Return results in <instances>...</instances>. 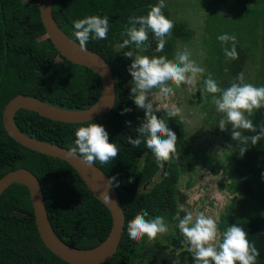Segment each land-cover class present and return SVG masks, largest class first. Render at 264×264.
<instances>
[{"label":"trees","instance_id":"1","mask_svg":"<svg viewBox=\"0 0 264 264\" xmlns=\"http://www.w3.org/2000/svg\"><path fill=\"white\" fill-rule=\"evenodd\" d=\"M218 1H221V8L227 5L224 0ZM155 4L156 0H53L52 13L57 26L78 44L74 36V20L93 15L109 18L108 38L90 39L87 49L101 55L110 65L115 80V105L107 114L79 124L54 122L26 110L17 111L13 117L15 125L25 135L68 150L74 146L76 130L90 122L104 126L109 133V142L120 146L118 157L111 163H95L110 180L116 178L112 183L125 214L124 231L118 250L104 264H147L145 259L139 263L148 249L146 236L134 241L128 234L129 222L142 209L148 212L146 219L163 216L169 226L167 245H152L154 254L172 255L176 264H195L192 254L187 251L188 246L183 243L184 237L177 227L178 221L173 219L179 207L177 178L193 169L190 151L187 147H177L179 160L166 162L161 167L146 144L133 148L127 143L128 137L135 138L138 135L135 130L145 114L130 98L131 89L114 64L119 58L132 63V59L126 58L124 52L135 50V46L119 47L127 38L122 35L124 26L128 24L129 17L147 15L149 5ZM233 5L238 9L228 19L229 23L232 19H241L252 12L247 6ZM163 12L167 18L172 19L166 10L163 9ZM220 26H213V36H209L210 41L204 43L205 53L209 56L204 59L205 66L209 67L204 79L211 73L220 87L227 88L234 79L230 75L234 60L224 55V45L217 37L229 32L239 38L251 36L245 32L248 37L240 29L229 30V24L222 30ZM189 33L184 23L175 22L172 37H167L164 51L154 55H166L171 59L172 38L181 36L187 39ZM114 43L118 48L111 47ZM210 44L215 45L212 54L207 51ZM241 45L237 41L236 47ZM227 46L230 49L231 42ZM140 54L149 56L148 50ZM57 57L62 64L56 65ZM100 93L99 77L89 69L63 59L46 37L39 18L37 0H0V178L18 168H25L35 175L42 188L54 234L66 245L81 250L92 249L106 239L111 228L109 212L88 192L80 176L67 163L14 142L3 128L2 112L7 102L16 95L33 97L59 108L84 110L96 103ZM124 108H131L132 111L121 115ZM209 115L211 118L214 116L213 113ZM158 117L167 119L165 115ZM251 119L257 128L264 125V108L257 110ZM126 121H131V125L126 124ZM167 122L177 135V145L184 142L185 139L179 133V120H176L175 125L172 119H167ZM232 131L230 125L222 131L224 139L231 144L225 164L217 160L213 153L203 156L201 160L208 166L205 168L211 176H217L224 168L226 179L221 183V188L236 194L235 202L249 206L254 203L257 210H253V213L259 214V208L264 213V139L255 146L249 145L248 151L241 157L239 143L232 139ZM143 158L146 160L141 164ZM247 211V207L243 206L241 218L235 220L248 233L249 241L257 247L260 253L258 258L264 261V218L254 215L247 220L251 210L249 213ZM227 222L224 220L220 228L227 229ZM0 264H67L41 242L28 190L18 183L10 185L0 195Z\"/></svg>","mask_w":264,"mask_h":264},{"label":"clouds","instance_id":"2","mask_svg":"<svg viewBox=\"0 0 264 264\" xmlns=\"http://www.w3.org/2000/svg\"><path fill=\"white\" fill-rule=\"evenodd\" d=\"M165 0H159L155 5H149L147 15L129 17L122 35L127 38L119 45L120 48L135 50L124 52L132 63L128 72L132 76L130 98L139 109L145 111L144 119L135 130V138L128 137L127 143L133 148H139L142 143L151 150L157 163L163 167L164 163L179 160L177 151V135L168 126L167 119H161L157 113L160 106H154L151 94L154 89L159 95L167 98L175 95V90L182 85L191 92L196 87L198 79L205 74V68L192 59V53L184 47L175 53L174 59L166 55H142L149 47V34L155 39V52L164 51L167 37L171 35L175 22L165 16L163 9ZM74 36L79 42L81 50H86L89 40H105L110 29L107 16L93 15L73 21ZM217 39L224 45V55L229 60H238L237 37L227 33L219 35ZM231 42V48L227 46ZM227 71V69H226ZM205 90L213 94V104L216 111L222 114L219 129L225 131L230 125L233 129L232 139L239 143L241 157L248 151V146H255L264 139V125L257 128L251 117L257 110L264 108V86L257 87L245 82L243 72L237 74L230 86L220 87L219 83L207 74L203 82ZM218 94V95H217ZM168 119L181 115V109L173 105L170 109L164 105ZM131 108H124L121 115L130 113ZM131 125V121H126ZM246 133H252L247 135ZM75 143L68 155L81 158V163L93 166L97 161L101 164L111 163L120 153V146L109 142V133L105 127L90 122L75 132ZM112 177L109 183L115 181ZM110 201L107 194L103 197ZM111 202V201H110ZM185 214L181 217L180 212ZM148 212L141 210L128 224L129 237L134 241L147 236L154 240L169 231V226L163 216L146 219ZM178 221V229L184 237L187 251L192 254L195 264H257L260 253L254 243L248 239V233L239 224L227 227L223 233L219 231L215 218L205 212L190 211L180 208L173 217Z\"/></svg>","mask_w":264,"mask_h":264},{"label":"rangeland","instance_id":"3","mask_svg":"<svg viewBox=\"0 0 264 264\" xmlns=\"http://www.w3.org/2000/svg\"><path fill=\"white\" fill-rule=\"evenodd\" d=\"M156 1L157 3L159 2V0ZM224 1L227 4L225 5L227 6L226 8L225 6L221 8V1L218 0L215 2L214 0H165L166 7L164 10L169 13L175 22L184 23L190 31L187 39L181 36L172 38L173 49L171 59H174L175 53L178 50H183L184 47H187L192 53V59L196 60L205 70H208L209 67L204 64V59L209 58L205 53L204 43H208L210 41L208 37L213 36V26L219 24L221 25L220 30H222L229 24V30L233 28L235 30L240 29L244 33H250L251 36V38L243 36L239 38L235 35L237 41L242 45L237 47L239 59L233 61V67L230 71L231 77L235 78L237 74L243 72L245 82L257 87L264 86V0ZM233 4L247 6L252 12L241 19H232L229 23L228 19L231 16L233 17L232 14L236 12L234 10L238 9ZM229 35L234 34L229 32ZM171 37L172 33L169 39ZM149 43L151 47L148 48V54L151 57L157 53L155 52L156 42L151 33L149 34ZM111 47L118 48L115 43L111 44ZM214 50L215 45L210 44L207 51L212 54ZM212 57L213 55L210 59ZM55 63L56 65H60L62 61L57 57ZM114 64L122 72L126 85L131 89L133 78L128 72V68L131 65L129 60L124 61L119 58L115 60ZM204 80L203 75L198 79L196 87L191 92L187 91L186 86L182 85L175 90L174 96L167 98L159 95L158 90L154 89L151 94L152 98L149 97V99L153 100L154 106H160L161 111L157 115H165L166 118L164 105H167L169 109L173 105L181 109V115L171 119L173 125L176 124L177 119L179 120V125L181 126V132L179 133L185 141L179 143L177 147H187V150L190 151L193 159V169L188 173L180 174L177 178V200L179 202L177 211L180 208H185L194 213L205 212L206 215L212 216L217 220L219 231L223 233L226 229L220 228V226L224 220L227 222L228 219L233 218L232 221L226 223L227 227H229V224H239L235 219L241 218L243 206H246L248 211L251 210V214L247 215V220H249L250 216L254 215H259L260 219L264 218V213H262L261 208H259V214L253 213V210H257V205L254 203L249 206L246 203L235 202L234 196L236 194L221 188V183L226 179L224 168L220 170V174L217 176H211L208 173L209 170L205 168L208 166L201 160L203 156L213 153L217 160L225 164L229 153L228 148L231 145L224 139V135L218 127L222 114L216 111L213 104V94L205 90ZM140 110L145 114L143 109ZM209 113H213L214 116L211 118ZM194 157H196L195 161ZM145 160V158L141 159V164ZM188 183H191V185L187 186ZM184 214V212H180L181 217ZM168 235L169 231L154 240H149L146 236L145 242L148 249L143 253L139 263L145 259L144 261L147 264L151 262L156 264H176L174 256L167 254L155 255V250L151 248L155 244L167 245L169 241ZM257 264H264V261H257Z\"/></svg>","mask_w":264,"mask_h":264},{"label":"water","instance_id":"4","mask_svg":"<svg viewBox=\"0 0 264 264\" xmlns=\"http://www.w3.org/2000/svg\"><path fill=\"white\" fill-rule=\"evenodd\" d=\"M39 18L46 37L59 55L73 65L85 67L99 77L101 93L94 105L84 110L59 108L25 95H16L5 105L2 112V125L7 135L20 146L39 154L64 161L80 176L88 192L104 205L111 217V228L106 239L98 246L81 250L63 243L54 234L44 203L41 185L29 170L18 168L0 178V195L14 183L27 188L34 214L37 233L43 245L67 264H104L117 252L125 225V214L118 193L108 176L96 165L91 167L81 163V158L68 155L69 150L46 143L21 132L14 123V114L19 110L35 112L54 122L79 124L86 123L111 111L116 101L115 80L107 60L71 40L56 24L52 6L53 0H37ZM107 194L110 201L103 197Z\"/></svg>","mask_w":264,"mask_h":264},{"label":"crops","instance_id":"5","mask_svg":"<svg viewBox=\"0 0 264 264\" xmlns=\"http://www.w3.org/2000/svg\"><path fill=\"white\" fill-rule=\"evenodd\" d=\"M257 261H261L259 258H257Z\"/></svg>","mask_w":264,"mask_h":264}]
</instances>
